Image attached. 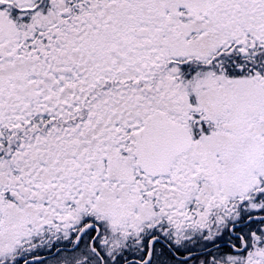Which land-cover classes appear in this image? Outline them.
I'll list each match as a JSON object with an SVG mask.
<instances>
[{"label": "snow or ice", "instance_id": "obj_1", "mask_svg": "<svg viewBox=\"0 0 264 264\" xmlns=\"http://www.w3.org/2000/svg\"><path fill=\"white\" fill-rule=\"evenodd\" d=\"M0 264H264V0H0Z\"/></svg>", "mask_w": 264, "mask_h": 264}]
</instances>
